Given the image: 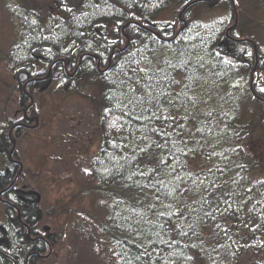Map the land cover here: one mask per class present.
Returning <instances> with one entry per match:
<instances>
[{"label":"trees","instance_id":"trees-1","mask_svg":"<svg viewBox=\"0 0 264 264\" xmlns=\"http://www.w3.org/2000/svg\"><path fill=\"white\" fill-rule=\"evenodd\" d=\"M0 11L14 34L0 65L13 79L53 76L17 81V111L0 114V264L55 254L39 194L17 184L16 150L50 82L98 113L101 264H264V0H0Z\"/></svg>","mask_w":264,"mask_h":264},{"label":"rangeland","instance_id":"rangeland-1","mask_svg":"<svg viewBox=\"0 0 264 264\" xmlns=\"http://www.w3.org/2000/svg\"><path fill=\"white\" fill-rule=\"evenodd\" d=\"M14 39L12 21L0 11V52ZM10 68L0 65V114L17 111ZM50 82L34 95L36 124L18 139L21 172L17 184L41 199V226L55 232L54 256L42 264H101L107 249L97 222L101 217L91 176L92 157L98 150V113L85 99L55 91ZM0 199V222L4 219Z\"/></svg>","mask_w":264,"mask_h":264},{"label":"flooded vegetation","instance_id":"flooded-vegetation-1","mask_svg":"<svg viewBox=\"0 0 264 264\" xmlns=\"http://www.w3.org/2000/svg\"><path fill=\"white\" fill-rule=\"evenodd\" d=\"M46 72H47V74H49L50 76H52L51 68L46 69L45 73H44V71H41V72L36 71L35 73H39V74L35 75V73H34L33 76H29L28 75V81H27V83H34V84H36L38 82L40 83L41 81L46 80V78H45V76L47 75Z\"/></svg>","mask_w":264,"mask_h":264},{"label":"water","instance_id":"water-1","mask_svg":"<svg viewBox=\"0 0 264 264\" xmlns=\"http://www.w3.org/2000/svg\"><path fill=\"white\" fill-rule=\"evenodd\" d=\"M48 76H49V74L46 76V78H48ZM27 79H28V75L26 72H24V71L19 72V74H18L19 83H24L27 81Z\"/></svg>","mask_w":264,"mask_h":264},{"label":"bare ground","instance_id":"bare-ground-1","mask_svg":"<svg viewBox=\"0 0 264 264\" xmlns=\"http://www.w3.org/2000/svg\"><path fill=\"white\" fill-rule=\"evenodd\" d=\"M52 78H53V76H50V75L48 76V79H49V80H52ZM34 85H35V84H33V86H34ZM27 86L30 87L31 85H27ZM33 86H31V87H33ZM44 86H45V85H44ZM29 87H28V88H29ZM34 87H35V86H34ZM26 88H27V87H24L23 89L26 90Z\"/></svg>","mask_w":264,"mask_h":264}]
</instances>
